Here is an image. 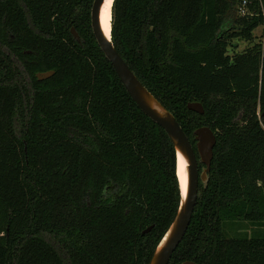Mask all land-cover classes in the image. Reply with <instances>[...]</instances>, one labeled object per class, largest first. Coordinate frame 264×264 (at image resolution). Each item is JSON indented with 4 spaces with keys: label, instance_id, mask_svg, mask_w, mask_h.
Returning <instances> with one entry per match:
<instances>
[{
    "label": "trees",
    "instance_id": "16d2710c",
    "mask_svg": "<svg viewBox=\"0 0 264 264\" xmlns=\"http://www.w3.org/2000/svg\"><path fill=\"white\" fill-rule=\"evenodd\" d=\"M93 1L0 0V264H147L177 211L173 145L99 49ZM241 1H113L129 69L194 150L197 128L216 137L168 264H264V30L227 51L264 26V0L235 18ZM232 224L254 229L229 235Z\"/></svg>",
    "mask_w": 264,
    "mask_h": 264
},
{
    "label": "water",
    "instance_id": "95a60500",
    "mask_svg": "<svg viewBox=\"0 0 264 264\" xmlns=\"http://www.w3.org/2000/svg\"><path fill=\"white\" fill-rule=\"evenodd\" d=\"M110 7V14L112 9ZM106 0H94L90 12V26L94 39L113 67L120 82L125 88L131 100L151 121L159 125L170 139L176 157V176L178 162L181 159L185 164L186 186L182 190L179 182L180 199L175 216L169 227L157 243L150 260L147 264H168L169 260L182 241L191 221L193 210L198 197L199 182L206 183L207 174L210 171L211 161L213 159V149L216 144L214 132L207 126H202L194 130L193 139L195 142V150L192 147L188 137L175 120L174 116L141 84L134 73L129 69L127 64L115 50L111 34L107 37L102 30L100 16L101 10ZM111 21V20H110ZM111 29V24H110ZM72 37L76 42L80 39L78 34L72 28L70 30ZM53 75L52 71L38 73L36 78L44 80ZM187 109L199 115H203L204 110L198 102H190ZM203 166L199 173L198 164ZM152 229L148 227L142 233L146 234ZM179 264H195L192 261H184Z\"/></svg>",
    "mask_w": 264,
    "mask_h": 264
},
{
    "label": "rangeland",
    "instance_id": "374dc122",
    "mask_svg": "<svg viewBox=\"0 0 264 264\" xmlns=\"http://www.w3.org/2000/svg\"><path fill=\"white\" fill-rule=\"evenodd\" d=\"M249 4H242V1L239 4H236L234 11H233V16L235 18H241L243 16H246L249 13V8H248ZM263 30H264V26H259L258 28H256L253 33H252V40L251 42H247L242 38L239 37H232L228 40L229 42V47H228V54L232 55L235 53H241L244 50L250 48L253 46V44L258 43L259 41H261L262 39V34H263ZM200 173V172H199ZM254 228H252L249 224H244V226H240L237 224H232L230 225L226 232L229 235H238V234H242L243 231H247L250 232L251 230H253ZM240 231V232H238Z\"/></svg>",
    "mask_w": 264,
    "mask_h": 264
},
{
    "label": "bare ground",
    "instance_id": "6f19581e",
    "mask_svg": "<svg viewBox=\"0 0 264 264\" xmlns=\"http://www.w3.org/2000/svg\"><path fill=\"white\" fill-rule=\"evenodd\" d=\"M111 4H112V0L111 3H109V0H106L104 6L102 7L101 16H100L102 30L104 31L107 37H109L110 35ZM177 175L179 182L182 186V190H184L186 186V171H185V164L181 159L178 162Z\"/></svg>",
    "mask_w": 264,
    "mask_h": 264
},
{
    "label": "built area",
    "instance_id": "2783aa9c",
    "mask_svg": "<svg viewBox=\"0 0 264 264\" xmlns=\"http://www.w3.org/2000/svg\"><path fill=\"white\" fill-rule=\"evenodd\" d=\"M248 3L247 0H242V4L246 5Z\"/></svg>",
    "mask_w": 264,
    "mask_h": 264
},
{
    "label": "snow or ice",
    "instance_id": "6c2138e0",
    "mask_svg": "<svg viewBox=\"0 0 264 264\" xmlns=\"http://www.w3.org/2000/svg\"><path fill=\"white\" fill-rule=\"evenodd\" d=\"M109 3H111V0H109Z\"/></svg>",
    "mask_w": 264,
    "mask_h": 264
}]
</instances>
